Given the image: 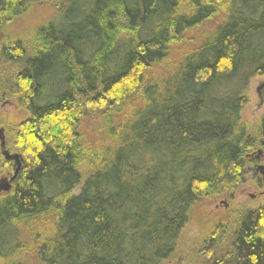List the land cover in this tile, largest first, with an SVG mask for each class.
<instances>
[{
	"label": "trees",
	"instance_id": "1",
	"mask_svg": "<svg viewBox=\"0 0 264 264\" xmlns=\"http://www.w3.org/2000/svg\"><path fill=\"white\" fill-rule=\"evenodd\" d=\"M37 1L56 15L0 46V102L28 112L0 117L21 160L0 193V264H29L31 230L39 264H163L194 204L264 168V113L255 128L241 119L249 79L264 75V0H0V28ZM92 107L100 145L78 131ZM1 159L10 177L15 163ZM200 247L203 264H264V201Z\"/></svg>",
	"mask_w": 264,
	"mask_h": 264
},
{
	"label": "rangeland",
	"instance_id": "2",
	"mask_svg": "<svg viewBox=\"0 0 264 264\" xmlns=\"http://www.w3.org/2000/svg\"><path fill=\"white\" fill-rule=\"evenodd\" d=\"M56 5L51 2L37 1L32 3L28 10L18 16L5 28H0V46L7 41L25 40L31 41L33 31L36 27L45 24L56 15ZM219 17L204 22L198 29L187 32L182 43L189 47L202 39L219 22ZM32 43V42H31ZM174 49L181 46L177 43ZM176 47V48H175ZM176 54L174 50L173 55ZM179 57L170 58V63L176 62ZM151 70V71H150ZM150 74L160 76L166 71L163 65L154 66L150 69ZM264 75H254L249 79L246 90V102L241 110V119L250 127L255 128L264 113ZM0 102V117L11 122H18L28 117L26 109L21 107L14 98H3ZM93 108V109H92ZM81 118L79 133L81 141L88 145H100L103 143V118L98 109L92 107ZM5 136H8L7 133ZM262 159L261 155H258ZM262 162L255 164V171H247L243 181L238 185L232 196L218 195L206 197L193 205L187 224L185 225L176 255L166 260L163 264H203L201 254L202 239L210 241L214 233H226L237 225V222L244 214L245 210L256 209L264 201V180L262 173L257 168ZM6 173H0V178L5 177ZM76 186L73 193L78 192ZM52 221V215L48 216ZM48 217H43L47 219ZM49 221V220H48ZM48 221L42 220L43 227L47 226ZM49 221V223H50ZM33 231H25L23 240L27 248L23 257L29 264H39L37 247L34 246ZM208 243V242H207Z\"/></svg>",
	"mask_w": 264,
	"mask_h": 264
},
{
	"label": "water",
	"instance_id": "3",
	"mask_svg": "<svg viewBox=\"0 0 264 264\" xmlns=\"http://www.w3.org/2000/svg\"><path fill=\"white\" fill-rule=\"evenodd\" d=\"M261 87H264V83L261 84ZM0 149H1V156L4 160L13 161L15 163V168L13 173L10 177L5 176L0 178V193L9 192L12 188V182L16 178L18 171L21 167V160L17 153H11L8 149L5 148V139L3 136V129L0 128ZM260 172L262 173V177L264 180V168L262 165L257 167Z\"/></svg>",
	"mask_w": 264,
	"mask_h": 264
},
{
	"label": "flooded vegetation",
	"instance_id": "4",
	"mask_svg": "<svg viewBox=\"0 0 264 264\" xmlns=\"http://www.w3.org/2000/svg\"><path fill=\"white\" fill-rule=\"evenodd\" d=\"M1 158H2V156H1V151H0V162L2 161V159H1Z\"/></svg>",
	"mask_w": 264,
	"mask_h": 264
}]
</instances>
